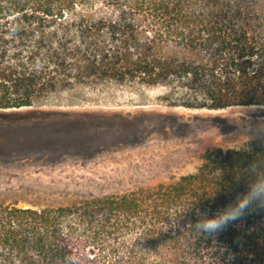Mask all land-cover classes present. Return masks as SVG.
I'll return each mask as SVG.
<instances>
[{"label":"trees","instance_id":"16d2710c","mask_svg":"<svg viewBox=\"0 0 264 264\" xmlns=\"http://www.w3.org/2000/svg\"><path fill=\"white\" fill-rule=\"evenodd\" d=\"M118 86L161 89L169 107L264 109V0H0L1 110ZM257 177L264 146L247 140L130 192L1 203L0 264H264V213L215 237L196 228Z\"/></svg>","mask_w":264,"mask_h":264},{"label":"rangeland","instance_id":"374dc122","mask_svg":"<svg viewBox=\"0 0 264 264\" xmlns=\"http://www.w3.org/2000/svg\"><path fill=\"white\" fill-rule=\"evenodd\" d=\"M161 92L86 88L0 109V204L70 206L167 182L206 150L250 140L246 112L264 117L258 107H169Z\"/></svg>","mask_w":264,"mask_h":264},{"label":"clouds","instance_id":"9594fccd","mask_svg":"<svg viewBox=\"0 0 264 264\" xmlns=\"http://www.w3.org/2000/svg\"><path fill=\"white\" fill-rule=\"evenodd\" d=\"M249 120L248 136L250 141L264 146V117ZM264 213V177H257L247 185L242 192H237L232 199L216 213L202 215L196 221V228L202 234L215 237L230 224L241 221L253 214Z\"/></svg>","mask_w":264,"mask_h":264}]
</instances>
